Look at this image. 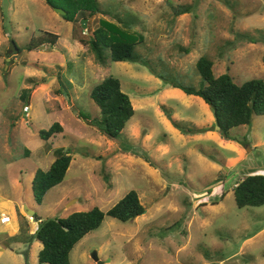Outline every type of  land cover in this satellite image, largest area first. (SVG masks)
<instances>
[{"label": "rangeland", "instance_id": "374dc122", "mask_svg": "<svg viewBox=\"0 0 264 264\" xmlns=\"http://www.w3.org/2000/svg\"><path fill=\"white\" fill-rule=\"evenodd\" d=\"M92 1L0 0V219L14 220L0 222V264H40L43 244L30 241L40 222L26 207L41 222L107 213L131 191L144 214L106 217L72 264H99L95 253L103 264H264V207L240 209L234 195L236 184L264 175V116L227 140L203 99L170 86L201 88L202 57L216 77L264 80V0ZM100 28L141 43L147 65L98 64L85 41ZM48 34L57 43L41 45ZM110 76L136 111L114 141L94 124L90 97ZM55 123L63 132L44 140ZM59 149L72 155L68 175L39 204L33 181Z\"/></svg>", "mask_w": 264, "mask_h": 264}, {"label": "trees", "instance_id": "16d2710c", "mask_svg": "<svg viewBox=\"0 0 264 264\" xmlns=\"http://www.w3.org/2000/svg\"><path fill=\"white\" fill-rule=\"evenodd\" d=\"M92 3L95 6L97 0ZM93 36L85 42L94 53L98 64L105 65L111 59L114 63L147 65L136 51L141 43L121 41L102 28ZM48 37L41 39V45L46 42L55 44L59 39L55 34H48ZM196 67L202 79L201 88L196 89L177 82H171L170 86L182 90L188 96L203 99L212 109L217 129L223 138L232 140L230 132L233 129L250 126L255 116H264V80H251L238 85L229 74L216 77L214 63L208 57H202ZM90 97L100 110V117L94 119V124L105 137L117 140L136 115L132 100L123 92L120 80L113 76L106 78L93 88ZM23 98L26 99V96ZM62 132L60 124L55 123L48 131H42L41 137L48 141ZM56 154L57 158L50 169L39 170L33 181L35 199L39 204L43 203L48 192L63 184L68 175L72 155L63 149H59ZM234 195L240 209L264 207V175L256 174L245 178L236 184ZM144 212L145 207L139 194L131 191L107 213L95 208L89 212L75 213L65 219L52 218L43 222L35 215L34 220L40 222V228L30 236V241L37 240L43 244L39 253L40 264H72L71 253L74 248L87 235L98 231L106 217L128 223L142 216Z\"/></svg>", "mask_w": 264, "mask_h": 264}, {"label": "water", "instance_id": "95a60500", "mask_svg": "<svg viewBox=\"0 0 264 264\" xmlns=\"http://www.w3.org/2000/svg\"><path fill=\"white\" fill-rule=\"evenodd\" d=\"M56 12L59 13L60 15H65V13H64L63 11H61V10H56ZM84 25H86V21L84 22ZM84 27L86 28V26H84ZM10 51H11V52H16V51H18V48H17V46H16V44H15L14 42L12 43V48L10 49ZM73 203H75V202L70 203L69 206L72 205ZM69 206H68V207H69ZM26 213H27V215H28L30 218H34L35 215H36V212H34V211L28 209L27 207H26ZM92 258H93V260H94L96 263L103 264V263H101V262L99 261V257H98V255H97V253L93 254Z\"/></svg>", "mask_w": 264, "mask_h": 264}, {"label": "built area", "instance_id": "2783aa9c", "mask_svg": "<svg viewBox=\"0 0 264 264\" xmlns=\"http://www.w3.org/2000/svg\"><path fill=\"white\" fill-rule=\"evenodd\" d=\"M25 111H26V113H29V111H30V107H26L25 108ZM33 219L34 218H31V220L33 221ZM13 219H12V217H10V216H7V215H3L2 217H1V219H0V222H1V224L2 225H4V226H12L13 225Z\"/></svg>", "mask_w": 264, "mask_h": 264}, {"label": "crops", "instance_id": "0c3cea01", "mask_svg": "<svg viewBox=\"0 0 264 264\" xmlns=\"http://www.w3.org/2000/svg\"><path fill=\"white\" fill-rule=\"evenodd\" d=\"M11 227V226H10Z\"/></svg>", "mask_w": 264, "mask_h": 264}]
</instances>
